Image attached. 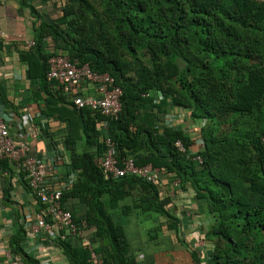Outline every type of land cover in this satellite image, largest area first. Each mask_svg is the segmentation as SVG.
Masks as SVG:
<instances>
[{
  "label": "trees",
  "instance_id": "trees-1",
  "mask_svg": "<svg viewBox=\"0 0 264 264\" xmlns=\"http://www.w3.org/2000/svg\"><path fill=\"white\" fill-rule=\"evenodd\" d=\"M58 3L59 17L48 23L32 0H18L33 19L34 33L33 45L21 42L18 55L29 85L44 96L37 119L55 118L64 126L59 142L51 141L52 149L58 143L66 152L63 175L77 174L61 203L87 244L53 228L54 246L66 263L90 264V246L103 264H141L126 234L135 210L158 213L165 228L177 232L180 220L172 205L183 193L207 219L200 238L209 250L205 264H264V2ZM54 55L114 80L122 92L117 119L75 108L46 79ZM173 108L183 110V126L166 124ZM105 137L114 143L116 159L159 169L165 175L161 182L107 175L98 161ZM177 140L184 152L175 147ZM12 165L0 159V175H12ZM11 189V184L3 189L2 200H10ZM27 238L18 221L9 239L11 256L21 264H41L25 249Z\"/></svg>",
  "mask_w": 264,
  "mask_h": 264
},
{
  "label": "crops",
  "instance_id": "crops-1",
  "mask_svg": "<svg viewBox=\"0 0 264 264\" xmlns=\"http://www.w3.org/2000/svg\"><path fill=\"white\" fill-rule=\"evenodd\" d=\"M59 0H32L42 20L51 23L59 17ZM33 19L18 0H0V112L7 114L14 123L10 135L22 139L29 146L28 156L52 164V172L63 175V163L55 160L57 154L66 162V152L59 142L64 134V126L55 118L38 120L43 105V94L37 87L30 86L27 66L19 60L20 44L32 40ZM80 93L94 95L92 86L83 83ZM4 99V103L3 100ZM68 98V96H67ZM173 109L167 115H170ZM183 114V113H182ZM179 119L171 120V125L179 126ZM20 125V129H18ZM52 141V142H51ZM12 175H0V264H21L11 256L8 244L18 221L32 219L39 209L31 192L20 185L16 166L12 165ZM11 184L9 201L2 200L3 189ZM173 206V208H172ZM170 207L180 220L177 232L165 228V220L158 213L135 210L126 227L127 237L139 256L141 264H194L193 259L203 260L209 253L207 245L200 239L208 225L206 216L190 197L180 193L174 197ZM55 233V231L53 232ZM25 249L47 264H67L61 251L54 246L51 234L42 233L39 238H27ZM199 264H205V260Z\"/></svg>",
  "mask_w": 264,
  "mask_h": 264
},
{
  "label": "built area",
  "instance_id": "built-area-1",
  "mask_svg": "<svg viewBox=\"0 0 264 264\" xmlns=\"http://www.w3.org/2000/svg\"><path fill=\"white\" fill-rule=\"evenodd\" d=\"M255 3H262L264 0H251ZM25 47L33 45L32 40L22 41ZM46 79L55 84V88L68 96L69 101L75 108H87L90 111L99 113L107 120H115L121 110L120 98L122 92L114 84V80L107 74H97L90 70L88 65H80L77 61H71L64 55H54L48 60V72ZM92 86L94 95L85 96L80 93L82 84ZM158 100L161 99L159 95ZM183 110L173 108V112L167 115L166 124L176 127L169 122L179 119L180 125L186 123ZM14 123L7 114L0 112V159L13 162L19 172L24 174L32 195L42 205L32 219H25L22 225L29 238H39L42 233L51 234L56 240V231H66L67 234H77L84 244H87L81 232L76 231L72 222L71 214L64 210L61 203V196L64 189L70 187L76 180L77 174L70 171L66 175H58L52 172V164L43 160H37L28 156L29 146L22 139L14 140L10 135V126ZM107 121L100 125L102 130L106 127ZM18 125V129H20ZM185 128V127H184ZM104 152L98 160L102 170L110 177L116 179L124 176H135L147 183L161 182L165 176L164 172L151 165L142 167L135 166L132 159L118 160L114 156V143L107 137L103 138ZM200 145V143H197ZM264 144V140H263ZM175 147L184 152L182 143L177 140ZM56 161L65 163L63 157L56 155ZM196 160L200 161L197 157ZM170 195L174 196L177 188L176 181L171 183ZM49 219V222L46 220ZM90 264H103L101 259L95 256L90 249ZM42 264H47L43 262Z\"/></svg>",
  "mask_w": 264,
  "mask_h": 264
}]
</instances>
